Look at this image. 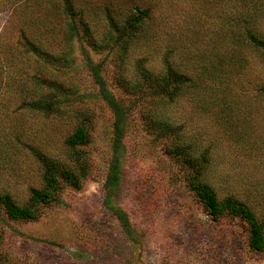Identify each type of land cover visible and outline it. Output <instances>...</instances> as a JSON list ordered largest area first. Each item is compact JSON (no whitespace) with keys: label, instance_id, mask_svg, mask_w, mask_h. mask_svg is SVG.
Instances as JSON below:
<instances>
[{"label":"rangeland","instance_id":"1","mask_svg":"<svg viewBox=\"0 0 264 264\" xmlns=\"http://www.w3.org/2000/svg\"><path fill=\"white\" fill-rule=\"evenodd\" d=\"M9 1L0 43L15 54L20 30L25 38L41 34L40 47L65 61L34 64L30 53L21 77L31 89L35 69L45 67L59 106L49 115L21 106L22 97L34 96L18 91L24 56L10 58L15 71L0 61V193L25 205L30 190L43 186L33 151L70 166L66 141L81 123L89 140L80 147L87 176L78 188L59 178L57 201L39 204L33 220H12L0 208V264H264V250L249 248L246 223L211 220L188 190L190 169L168 152L175 135L157 138L150 127L164 116L181 128L187 142L208 151L217 196L242 200L264 223V55L246 44L245 27L226 24L247 13V27L264 34V0H72L83 13L72 39L57 0ZM137 8L150 9L144 33L124 52L108 45L115 35L106 15L134 18ZM167 61L193 82L172 103L159 100L140 73H164ZM97 66L123 110L121 125L99 93ZM113 162L118 181L108 207Z\"/></svg>","mask_w":264,"mask_h":264},{"label":"trees","instance_id":"2","mask_svg":"<svg viewBox=\"0 0 264 264\" xmlns=\"http://www.w3.org/2000/svg\"><path fill=\"white\" fill-rule=\"evenodd\" d=\"M57 1V4L53 5L54 7L57 6L55 9L61 10V15L66 16L70 20L65 26L69 39L79 37L77 15H82L83 13L76 10L72 0ZM10 4L11 1L9 0H0V12L2 9L6 8L7 5L10 6ZM52 4H54V2ZM14 6H17V3H15ZM136 10L137 15L134 18H123L119 21L114 17L109 16V14L106 15V24L110 28V33L115 35L114 38H107L109 41H114L113 44L108 45L114 46L118 43L124 52L132 41L136 40L144 33V25L145 21L149 19L150 9L137 8ZM246 14H241L239 18L235 19V21L228 19L226 24L229 28L230 25H235L236 23L245 27L243 39L246 44L250 45L257 51H260V53L264 55V34L262 32L256 33L247 27L250 23V17ZM19 34V40L16 41L15 49H20V51L16 50L15 54L10 53L11 51L6 49V45L3 46V43H0V61H3L2 63L6 64V68L13 67L14 70L13 61L10 58L14 57L17 59L21 56H24L25 58V62L23 59L22 66L19 68L21 72L20 75H18L20 78L18 81V91H30L34 96L24 98L22 97V94H20L22 97V108L44 115L59 113V106L53 97V92L57 90V86L55 83L42 77L44 75L45 67L39 66L35 69V77L30 80L31 89L26 87L27 82H22L21 77L27 74L30 53L36 58V60L33 59L34 64L39 62L45 65H47L48 62L62 63L65 61V57H62V55L58 53L57 55H52V52H50L51 50L40 47L44 42L43 35H36L34 36L35 38H33L32 34V36L25 38L23 30H20ZM237 37L238 36L236 35V38ZM93 73L95 83L99 86V93L102 99L118 118L117 124L121 125L123 122V110L113 95L107 90L100 75L99 66L93 68ZM140 73L145 84L150 89L154 90L156 97H158L159 100L166 98L169 103H172L177 99L185 87L193 86L192 80L172 68L168 61L165 62L164 73H153L145 68L141 69ZM9 74L10 77L15 76L13 72ZM158 103L159 102L156 101L154 102V105H157ZM155 114L157 113L155 112ZM150 127L152 131H156L155 134L157 138L175 135L174 142L170 146L168 152L178 158L184 166H187L190 169V174L187 177V188L202 203L211 220L217 221L225 216L238 218L248 226L249 248L253 251L264 250V223L257 219L253 209L242 200L231 195H226L220 199L214 188L210 185L207 176L212 169V162L208 151L199 152L194 144L185 140L186 137L181 128H178V126H176L171 120L164 118V116L151 119ZM116 131H120V133H115L118 138V136L120 137L121 135L120 126L116 127ZM88 140V131L81 123L66 141L67 147L73 152L70 155L72 163L70 166L33 151V156L37 162L40 163L42 168V188H32L30 190L29 201L25 205L17 204L7 193H0V208H2L6 215L12 220H33L37 216L39 204H48L51 201H57L58 193L60 191V179L71 187L78 188L81 181L87 176L86 159L83 157L80 147L85 145ZM117 181V163L113 162L108 178L105 182L106 189L108 190L105 203L108 207L110 206V190L117 184ZM114 214L118 217L120 222L126 224V227L130 226L128 218L124 217L118 209L114 210Z\"/></svg>","mask_w":264,"mask_h":264}]
</instances>
